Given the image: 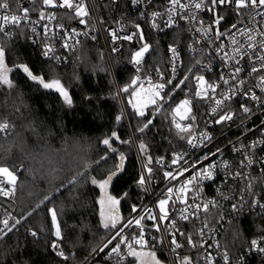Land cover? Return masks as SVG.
I'll return each mask as SVG.
<instances>
[{
	"label": "trees",
	"instance_id": "16d2710c",
	"mask_svg": "<svg viewBox=\"0 0 264 264\" xmlns=\"http://www.w3.org/2000/svg\"><path fill=\"white\" fill-rule=\"evenodd\" d=\"M147 36L151 43L146 56L148 67L166 66V47L170 42L183 43L186 59L190 62L196 59L185 47L188 32L184 26L161 35L147 30ZM0 46L5 48L4 63L11 70L9 79L13 83L12 88L0 85V121L12 126L7 136L0 133V165H9L18 174L16 199L23 216L20 227L0 238V264H86L93 253L96 257L91 264H116L117 258L109 257L110 247L103 251L99 248L132 213V203L140 204L147 197L144 188L137 185L140 164L134 139L138 145L141 141L148 145V155L153 157L150 166L157 165L156 158L184 148L187 134L173 126L174 110L182 94L165 92L169 95L163 93V100L149 104L143 117L136 115L129 102L137 89L132 84L131 55L122 52L115 57L114 64L129 113L127 120L119 88L99 45L86 42L68 61L61 63L45 58L24 33L0 32ZM21 64L45 82L59 80L67 89L72 105L68 106L55 89H44L29 79L17 67ZM124 88L128 91H122ZM118 115H122L119 122ZM148 119L152 124L143 133L137 131ZM113 131L120 137L112 141L116 152L108 151L102 143ZM121 153L125 159L123 169L119 170ZM142 156L147 163L145 155ZM113 172L116 174L106 188L91 183L93 178L103 181ZM109 195L120 201L116 208L119 223L116 228L106 229L100 201ZM51 207L59 210L63 233L60 245L69 256L67 261L51 247L55 238L47 213ZM140 231L133 226L124 235L132 242L131 238ZM32 232L37 235L34 237ZM256 236H264V213L226 224L221 241L235 255ZM156 245L160 244L156 242ZM120 247L124 253L126 244ZM158 255L167 261L165 253ZM139 261L129 256L122 264H140ZM192 262L199 264L195 256Z\"/></svg>",
	"mask_w": 264,
	"mask_h": 264
},
{
	"label": "built area",
	"instance_id": "2783aa9c",
	"mask_svg": "<svg viewBox=\"0 0 264 264\" xmlns=\"http://www.w3.org/2000/svg\"><path fill=\"white\" fill-rule=\"evenodd\" d=\"M8 2L10 4V9L7 14L9 15H22L20 9L23 8L29 9V12L26 20L22 21L18 26H7V31L10 35L24 33L28 42L37 47L41 54L44 50V46L48 44L54 49L52 56L59 57V59H53L51 56H44L45 58L58 63L66 62L70 55L84 43L90 42L97 44L103 50L112 76L119 88L114 59L122 52H129V55H131L129 64L134 73L133 80L137 77L140 78L137 83L134 84L137 88H141L142 85L144 90H148L150 87L149 81H151L152 84H158L171 79L172 84H166L161 95L168 91L178 92L182 94L181 101L184 99H189L191 101L189 105L191 109L190 112L185 113L184 110H181L182 115H186L187 118L181 119L180 116L175 114L173 126L175 127L174 121L180 123L182 126H189L190 134L185 132L187 134V141L189 138H192L197 142L198 146L192 147L186 142L184 148L172 152L169 155L161 156L163 157L162 164L151 166L153 168L152 178L147 181L145 185L146 190L144 188L147 194L145 201L137 205L132 203V207L135 206L137 211H132V213L119 224L107 240L111 239L117 229L126 224L127 220L137 217L140 214H145L146 209H151L153 215L158 214V201L168 197V188L171 187L173 193L167 205L169 219L159 222V231H157L155 227L157 224L156 220L145 218L142 221L144 229L143 235L146 241L144 248H141L140 245L135 244L133 241L130 242L133 243L137 252L145 249L159 251V246L156 245V242H158L162 248V252L166 254L169 264H178V256H188L191 258L195 256L199 264H208L205 256H209L211 257L212 264H226L223 259L225 253L229 256L230 264H240L241 260L243 264H264V254L255 250H250L249 245L241 252L233 255L223 246L221 241V233L226 224L234 220H240L252 215L264 213V209H261L258 204L254 203V201L264 203V162H262L264 161V144L252 149H242L239 152L235 150L240 149L242 144L250 145L253 141L264 139V107L248 101L244 96L238 94L227 102L228 108L225 109L236 113L233 120L223 124H216L214 121L218 119L221 114L220 111L218 110L217 113H212L211 109L214 107V103L211 100H205L195 96L197 86L195 77L198 75H203L206 81L219 84L220 87L217 88V93L226 91L229 85L234 83L230 81L229 85H224L220 80L221 74H224L226 77L230 74L232 62L230 61L226 65L222 59V54H218L215 50L217 45L223 44L225 46L224 50L232 54V46L229 37L225 36L215 40V43L209 44L206 38L201 39L202 33L195 31L196 28L200 27L198 23L193 22L190 24L186 19H180L179 16L176 17L175 24L171 27H167L165 22L168 17L167 15H163V13H165L168 7V0L159 1V3L150 0V2L140 5H133L131 0H85L89 11L86 24H81L79 22L80 18L75 17L73 10L59 7L58 4L60 0H56V7L44 5L43 0H8ZM219 11L227 17L220 29L223 31L225 28H229L235 23L237 18L231 12H224L223 9ZM41 12H43L46 17L43 20L40 19ZM153 12L162 14L160 17L156 18L157 27L155 28L152 27ZM142 13L144 15H142ZM0 14L4 13L0 12ZM50 14L54 15L55 18L51 20L47 19ZM198 15L199 18L204 21L205 27L210 24L212 20L211 13L200 12ZM259 19L260 17H257V20ZM137 24L143 31V41L139 40L138 36H133L131 41L119 39L114 42L112 40L110 33L113 30L117 32L118 36L130 35L137 32ZM45 26H47V32H45ZM180 26H184L188 32V42L185 44V47L188 53L196 58L194 61L192 60L190 62L184 56L183 43L170 42L166 47V66L148 67L146 56L149 51L145 54L139 66L132 63V56L135 51L139 50L143 43H150L147 30L161 35L173 31ZM33 28L35 32H33ZM73 30L78 34H73L71 38L68 39L69 47H63L65 42L64 38L72 34ZM85 33H87V35H85ZM238 39L242 38L238 37ZM196 41H199V43H195ZM190 46L194 47L196 51H192ZM170 47H176L180 54L179 60L176 62L175 72H173ZM197 60H200L201 64H196ZM202 65H207L209 67L204 68ZM240 66L243 67V71L239 74V79L245 81V84L240 88V92L242 93L245 89L251 88L257 95L264 96V92H261V90L255 86L257 83V74H253L251 77L248 75L250 65L247 61V57L240 62ZM137 67H139V71H137ZM186 76L189 77V79L184 80ZM181 80H184V83L181 84L179 88L173 90V85L179 84ZM242 103L247 104L253 109L250 118L245 117L244 114L240 112ZM2 122L5 121H0V123ZM175 129L177 130L176 127ZM246 129H251V131H246ZM11 130L12 126L10 124L8 131L0 133L3 136H7ZM202 133H206L210 136L212 138L211 141L204 140L201 142L200 137ZM134 142L137 146L135 139ZM217 149L221 151L217 152ZM178 153L184 154L189 165L197 160L202 161V163L195 164V170L189 168L183 176H178L175 180H169L165 178L164 172H175L179 167V165H173L171 163L174 156ZM206 153H216V155H210L208 160H204L203 157ZM249 153L253 159L252 165L242 166V161L245 165L247 164L245 155ZM137 154L140 164V176L142 174L146 175L144 167L146 162L138 146ZM224 162H228L229 167H220ZM210 164L217 165L214 169L213 179H205L200 181L199 184L194 183V185H189L188 191L182 197V199L187 201L186 204L176 199L177 195H179L181 185L194 175L195 171H201ZM237 172L241 173V175L234 178ZM155 173L157 175L156 177L153 176ZM5 187L9 186L5 185ZM205 203L208 204L207 211H204L202 207ZM195 204L201 205L199 212L196 215H190L188 220L180 219V210L187 208L188 213H191L194 210L192 206ZM233 205H236V209H233ZM8 214L15 219L21 220V223L16 225L15 228L22 225L23 216L19 213L16 199V186L12 195L8 197L0 196V220H3ZM173 220L176 221V228L179 230L176 233V240L182 245L180 249H177L176 253L172 252V245L170 243L172 238L170 234L173 232L171 221ZM10 223H12V221H10ZM132 227H124L123 232ZM201 228L204 230L203 237L198 235ZM181 232L185 235H191L193 240L198 244L203 241V246L195 248L189 246L185 236L179 235ZM259 237L261 236H256L253 239ZM118 239L119 237H117L116 240H112V243L109 244L107 248L110 247L111 250ZM54 241H56V238L53 239L52 243ZM59 247H61L60 241ZM107 248H104V250ZM123 254V260H128L127 245Z\"/></svg>",
	"mask_w": 264,
	"mask_h": 264
},
{
	"label": "snow or ice",
	"instance_id": "6c2138e0",
	"mask_svg": "<svg viewBox=\"0 0 264 264\" xmlns=\"http://www.w3.org/2000/svg\"><path fill=\"white\" fill-rule=\"evenodd\" d=\"M133 5H140L143 3L150 2V0H131ZM43 4L46 6L56 7V0H43ZM59 7L71 9L74 11L75 17L80 18L81 24H86V18L89 17L88 7L85 3V0H60ZM10 9V4L8 0H0V12L4 14H0V32L4 33V35H10L7 31V26L15 25L18 26L22 21L28 18L29 9L23 8L20 9L22 15L17 14H7ZM223 9L224 12H231L236 16V22L233 23L229 28H225L221 31V26L226 20V15L221 14L219 11ZM200 12H209L212 14V20L210 24L206 27L204 26V21L199 18ZM142 15H144L142 13ZM162 14L159 12L152 13V27H157L156 18L160 17ZM163 15H167L168 19L165 22L167 27H171L173 24L176 23V17L179 16L180 19H186L190 24L196 22L200 25L199 28H196L195 31L198 33H202L201 39H207L209 44L215 43V40L221 39L225 36H228L230 39V44L232 46V54H229L227 51L224 50L225 46L223 44L217 45L216 52L218 54H222V59L224 63L227 65L230 61L232 62L231 72L226 77L224 74H221L220 80L224 85H229L230 81L234 83L229 85L226 91H221L217 93V88L220 87L219 84L214 82L206 81L203 75H198L195 77L197 81L195 96L205 100H211L214 103V107H212V113H217L218 110L220 111V115L218 119H215L216 124H223L227 121H231L234 118L236 113H233L230 110H225L228 108L227 102L232 100L233 97L236 95L244 96L248 101L254 102L259 104L261 107H264V96L257 95L255 91L251 88L245 89L242 93L240 92L241 86L245 84L243 79H239V74L243 71V67L240 66V62L247 57V61L250 65V71L248 75L251 77L253 74H257V83L256 87H258L261 92H264V0H168V7L165 10ZM257 17H260L257 20ZM45 15L43 12L40 13V19H45ZM54 15L50 14L47 19L51 20L54 19ZM137 32L133 34H126L124 36H118L116 31H112L110 33L112 40L115 42L119 39L131 41L133 36H138L139 40H144L143 31L140 29V26L136 25ZM47 26H45V32H47ZM33 32L35 29L33 28ZM78 34L75 33L73 30L72 34H69L64 38L63 47H69L68 39L71 38V35ZM87 35V33H85ZM238 37L242 39H238ZM195 43H199L196 41ZM150 45L148 43H143L141 48L137 50L132 56V63L139 66L145 53L149 51ZM192 51H196V49L190 46ZM115 50V49H114ZM170 51L172 53L171 60L173 61V72H175L176 62L179 60V50L176 47H170ZM202 51V50H201ZM54 49L46 44L44 46V50L42 51V55L45 57H50L53 59H59V57L52 56ZM5 60V48L0 46V85L7 86L8 88L13 87L12 81L9 79V72L10 69L4 63ZM196 64H201L200 60L196 61ZM20 69L27 75L29 79L32 81L37 82L41 85L44 89H55L64 99V102L68 105H72V100L68 94V91L64 86L60 83L59 80H52L51 82H45L42 77L34 75L28 66L26 65H18ZM204 68H208L207 65H202ZM139 67H137V71H139ZM140 78L137 77L132 81V84H136ZM189 79V77H185L184 80ZM184 80H181L179 84L173 85V90L179 88L181 84L184 83ZM150 87L148 91L151 93L150 102L152 104H157L158 100H163L164 97L161 96V92L164 90L166 84H172V80L168 79L164 83L152 84L149 81ZM141 90H143V86L141 85ZM122 91L127 92L128 88L122 89ZM211 93V94H210ZM165 95H169L165 93ZM133 96H139V93L133 92ZM133 104V108L135 109L136 115L143 117L145 115L143 111V106H138V102L129 101ZM191 101L189 99H184L181 101L180 105L174 110L175 114L179 115L181 110H184L185 113L190 112L189 105ZM159 110V109H157ZM240 112L244 114L245 117L250 118L253 109L248 106L247 104L242 103L240 106ZM181 119H186V115H181ZM122 119V115H118L116 117L117 122ZM175 123V127L180 133L188 132L190 134V127L189 126H182L180 123ZM152 124V120L148 119L145 123H143L142 127H138L137 131L143 133L149 125ZM10 127L9 122L5 121L0 123V132L8 131ZM246 131H251V129H246ZM183 138V137H182ZM120 137L118 136L116 131L111 133V136L105 138L102 143L106 146L107 150L110 152H116L117 149L112 147V141L119 140ZM211 137L208 136L206 133H202L200 137V141H211ZM123 143H128V141H122ZM188 144L192 147H197V142L194 139L189 138ZM264 144V139L253 141L250 145H241L240 149H235L236 151H241L242 149H252L256 148L259 145ZM139 151L141 154L145 155L147 163L144 165L146 170V175L142 174L137 181V185L141 188H145L147 181L152 178L153 168L150 166L153 163V157L148 155V145L145 144L143 141L140 142L138 145ZM221 151L217 149V152ZM215 156L216 153H206L203 157L204 160H208L209 156ZM125 157L121 153L120 155V164L117 165L119 170L123 169V161ZM245 160H247V164L245 165L242 161V166H251L253 163V159L251 158V154L245 155ZM157 164L163 163V157L156 158L155 161ZM264 162V161H262ZM171 163L173 165H179L175 172L173 171H165L164 176L169 180H175L178 176H183L189 168H193L195 170V164L202 163V161L197 160L193 162V164L189 165L183 153H178L174 156ZM217 167L215 164H210L208 167L203 168L201 171H195V174L188 178L180 187L179 195H177L176 199L181 200L182 203H187L186 200L182 199V197L188 191L189 185L199 184L202 180H211L213 179L214 169ZM222 168L229 167L228 162H224L220 165ZM115 172L107 177V179L103 181H97L96 179H92L91 183L94 185H98L100 188H106V186L111 183L113 176H115ZM241 173L237 172L235 177H239ZM17 183V175L16 172L10 169L7 166H0V196L8 197L14 193L15 186ZM5 185L9 187H5ZM146 190V188H145ZM173 193V189L170 187L168 188V197L164 199H160L158 201L159 213L153 215L151 209H146L145 214H140L137 217H133L127 220L126 224L122 225L119 229H117L116 233L111 237V239L107 240L103 246L99 249L103 251L104 248H107L109 244L112 243V240H116L119 237L118 242L113 246L109 252V257H116V264H122L124 259V254L121 252V244L127 245V255L137 257L141 264H160L158 260H156L155 252H137L133 246V243L129 242V238L124 235L123 229L124 227H132L135 225L137 228H140L141 231L137 237H132V241L140 245L141 248H144L146 241L144 240L143 235V225L142 221L147 218L151 220H156L157 224L155 225L156 230L159 231V222L168 220L169 213L166 205H168L169 200L171 199ZM107 202L109 205V211L107 214L101 211V216L103 218V227L104 228H116L117 224L119 223V215L116 212L115 206L120 203L114 197L107 196ZM43 203V201H41ZM101 205L103 206L105 201H100ZM254 203L258 204L261 209H264V203H259L254 201ZM39 207V206H38ZM193 211L188 213V209H181V216L180 219L188 220L190 215H196L199 210L201 209L200 204H195L192 206ZM203 210H208V204L205 203L203 206ZM233 209H236V205H233ZM137 209L133 206V212H136ZM59 210L55 207H51L47 209V213L51 219V226H52V235L56 238V241L52 243V248L56 252V254L62 257L65 261L69 259V256L65 254L63 249L59 247V241L63 237L62 233V222L58 216ZM12 221V223H10ZM21 220L15 219L10 214L6 215L3 220H0V238L6 236L9 232H11L16 225L20 224ZM171 227L173 228V232L171 235V245H172V252L176 253L177 249H180L182 245L177 242L176 240V233L179 231L176 228V221H171ZM34 237L37 235L36 232L31 233ZM181 236H185V239L189 246L191 247H202L203 241L195 242L191 235H185L184 233H179ZM198 235L203 237L204 230L201 228L198 232ZM249 249L258 251L264 254V236H261L257 239H253L249 243ZM180 261V264H193L192 258L188 256L177 257ZM205 259L208 261V264H212L211 257L205 256ZM223 259L225 260L226 264H230L229 256L227 253L224 254ZM240 264H243L242 260Z\"/></svg>",
	"mask_w": 264,
	"mask_h": 264
},
{
	"label": "rangeland",
	"instance_id": "374dc122",
	"mask_svg": "<svg viewBox=\"0 0 264 264\" xmlns=\"http://www.w3.org/2000/svg\"><path fill=\"white\" fill-rule=\"evenodd\" d=\"M150 45V48H151V43H148ZM149 48V50H150ZM136 52V51H135ZM146 54V53H145ZM145 56V55H144ZM119 92H120V88H119ZM136 92L139 93V96H133L132 100L133 102H138V106H143V111L145 112L146 110V107L151 104L150 102V99H151V93L148 91V90H141L140 87H138L136 89ZM120 99H121V102H122V106H123V110H124V114H125V117L127 118V120H129V113H128V109H127V106H126V103L124 101V97L122 95V93L120 92ZM182 115V111L181 113L178 115V116H181ZM134 139V137H133ZM135 143V142H134ZM138 146V144H137ZM137 146L134 144V147L135 149L137 150ZM0 166H7L9 167L10 169L14 170L12 167H10L9 165H0ZM15 171V170H14ZM16 172V171H15ZM16 175H17V179H18V174L16 172ZM111 197H114L113 195H109ZM107 198V197H106ZM104 199L105 203L104 205L102 206V209L103 211L107 214V212L109 211V205H108V202H107V199ZM115 198V197H114ZM117 199V198H116ZM119 200V199H117ZM119 206L116 205L115 206V209ZM167 207V205H166ZM102 221H103V218H102ZM103 223V222H102ZM106 242V241H105ZM104 242V243H105ZM61 248V247H60ZM101 248V247H100ZM99 248V249H100ZM143 252H155V255H156V260H158L160 262V264H169L168 261H165L164 259H162L160 257V255H158V253L162 252V248L161 246L159 245V252L158 251H154V250H148V249H145L143 250ZM96 257V254L93 253V255L91 254L88 259L85 261L87 262L86 264H91L93 261H94V258ZM168 260V259H167ZM139 263L141 264V262L139 261ZM85 264V263H84Z\"/></svg>",
	"mask_w": 264,
	"mask_h": 264
}]
</instances>
